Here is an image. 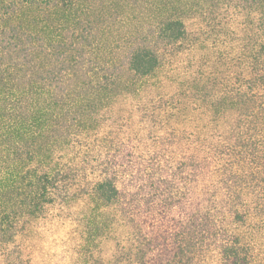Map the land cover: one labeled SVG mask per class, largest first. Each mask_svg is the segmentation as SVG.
Here are the masks:
<instances>
[{
  "label": "trees",
  "instance_id": "16d2710c",
  "mask_svg": "<svg viewBox=\"0 0 264 264\" xmlns=\"http://www.w3.org/2000/svg\"><path fill=\"white\" fill-rule=\"evenodd\" d=\"M206 1L193 29L183 19L187 6L181 17L162 20L156 45L174 47L172 56L199 40L215 50L203 68L201 57L194 63L206 82L217 60H226L232 75L216 80L232 85L226 101L239 103L241 112L216 133L175 126L179 115L161 114L173 102H124L123 90L163 64L151 49L154 39L118 47L115 67L102 71L98 62L99 73L91 66L80 75L85 46L94 51L89 31L1 32L0 251L52 207L93 191L126 234L110 257L93 255L82 264H264V0ZM65 2L53 10L75 21L78 3ZM187 96L175 106L179 112L192 111L195 96ZM79 134L93 146L81 150L87 140ZM92 166L99 169L96 182L87 175ZM9 262L41 264L21 256Z\"/></svg>",
  "mask_w": 264,
  "mask_h": 264
},
{
  "label": "rangeland",
  "instance_id": "374dc122",
  "mask_svg": "<svg viewBox=\"0 0 264 264\" xmlns=\"http://www.w3.org/2000/svg\"><path fill=\"white\" fill-rule=\"evenodd\" d=\"M64 1L0 0V34L1 32L8 34L15 28L22 29L27 33H38L40 36L43 35L42 29L47 33L50 32L49 34L64 31L67 36L74 32L82 34L89 31L94 39V51L90 53L87 50L88 46H85L86 56L77 60V63L83 68L80 75L91 66L95 67V73H99L98 62L102 69L115 67L122 60V57L115 58L118 47L131 46L140 41L139 45L146 46L154 39L155 43L151 45V49L160 53L163 64L152 77L146 78L137 85H131L127 91L123 90L122 93H125L124 102L129 103L132 100L143 99L142 103L148 102L146 106L151 104L156 107L162 100L173 102L174 106L161 109V114L173 117L179 115V120L182 121L175 122V126L182 128L192 124L191 126L194 125L197 129L211 133L220 132L222 128L230 127L231 124L227 123L228 120L233 119L236 113L241 112L238 109L239 103L236 102L232 105L231 102L226 101L227 88L231 84L225 85L226 81L216 80L219 77L228 79V76L232 75L229 73L230 66L223 65L224 61L226 63L225 59L224 61L217 60L221 64L216 65L215 69H211L214 74L211 75L209 81L202 80L197 74L194 63H197L201 57L198 66L203 68L204 62L207 60L206 55L211 56L215 50L203 46L199 40V45H194L192 49L183 47L178 51L177 56H172L174 47L172 50L162 51V45H156L157 33L160 31L162 23L166 19L184 15L182 7L187 6L186 10H190L189 17L184 15L183 19L189 22L191 28L199 26V19L194 13L205 11L208 5L206 0H76L80 10L78 14H75V21H67L53 10L55 4L60 3L61 5ZM69 2L65 3L69 5ZM209 34L207 33L206 37H209ZM213 40L214 37L209 41L213 42ZM98 47L99 49H97ZM120 55L122 54L120 53ZM104 58L105 60H103ZM102 60L106 62L101 63ZM184 69L185 72H183ZM192 73L194 74L192 75ZM91 76L95 78L94 75ZM193 77L199 80L198 82L195 80L192 85L190 81ZM189 94L195 96L192 104H189L192 111L179 112L175 106H179V101L184 96L188 100L187 95ZM228 108L230 109L228 110ZM73 115L76 116V113ZM160 120L162 123L168 122L165 117H161ZM161 124L154 129H161ZM147 128L150 129V127ZM87 137L78 135L77 139L87 140L86 142L83 140L84 142L80 146L81 150L84 149L86 143L90 142L93 146L95 142L92 138L87 139ZM146 140L144 139V141ZM86 159L89 158L86 157ZM103 166L105 165L103 164ZM95 170L99 171L94 166L86 169L91 182H96L100 177ZM113 213L114 210L102 199H99L93 191L69 206L52 207L48 216L43 219L38 218L30 229L27 228V231L24 229L22 234L17 233L19 236L16 235L10 244H4L0 251V264L5 259V264H11L9 261L20 256L27 261L29 259L36 260L41 264H74L78 259L82 264L81 261L86 258L87 260H94V258L96 260L98 257L107 259L112 255V252L118 249V241L122 240L126 234V229L123 232L124 228L119 220L113 219ZM31 229L33 230L31 231ZM27 234L30 235L26 237Z\"/></svg>",
  "mask_w": 264,
  "mask_h": 264
}]
</instances>
